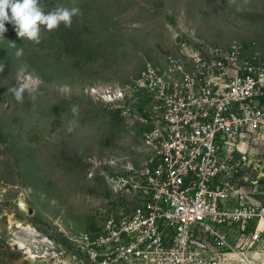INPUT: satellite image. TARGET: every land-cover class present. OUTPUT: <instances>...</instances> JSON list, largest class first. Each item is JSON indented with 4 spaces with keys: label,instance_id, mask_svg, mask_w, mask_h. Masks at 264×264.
<instances>
[{
    "label": "rangeland",
    "instance_id": "1",
    "mask_svg": "<svg viewBox=\"0 0 264 264\" xmlns=\"http://www.w3.org/2000/svg\"><path fill=\"white\" fill-rule=\"evenodd\" d=\"M51 11L79 7L72 26L48 31L40 42L18 38L14 26L0 39V264H100L89 237L105 236L111 218L133 207L107 173L142 162V125L124 113L140 95H119L147 63L174 46V35L223 44L236 39L264 55V0H40ZM179 40V37L176 38ZM23 48L20 59L17 48ZM42 81L35 103L7 92L17 68ZM79 104V114L71 111ZM134 109H132L134 111ZM75 121V123H72ZM71 127V131L69 128ZM264 174V142L250 152ZM257 189L264 191V180ZM261 237L249 241L250 231ZM228 231L236 264H264V227ZM107 234V233H106ZM88 238V239H87Z\"/></svg>",
    "mask_w": 264,
    "mask_h": 264
},
{
    "label": "built area",
    "instance_id": "2",
    "mask_svg": "<svg viewBox=\"0 0 264 264\" xmlns=\"http://www.w3.org/2000/svg\"><path fill=\"white\" fill-rule=\"evenodd\" d=\"M174 40L118 96L107 94L144 97L124 111L142 125L143 159L106 175L134 204L107 221L105 236L87 238L100 264H236L226 230L244 233L264 217V174L250 157L264 142V55L254 42L246 53L236 39Z\"/></svg>",
    "mask_w": 264,
    "mask_h": 264
},
{
    "label": "clouds",
    "instance_id": "3",
    "mask_svg": "<svg viewBox=\"0 0 264 264\" xmlns=\"http://www.w3.org/2000/svg\"><path fill=\"white\" fill-rule=\"evenodd\" d=\"M82 15L79 7H65L59 5L53 10L46 12L40 5V0H0V39L7 31L6 23L14 26L18 38L27 39L35 43L40 42V27L45 26L48 31L57 29L61 23L65 27L72 26L74 16ZM11 46L17 48L15 58L23 57L24 50L10 42ZM28 65L21 64L17 68L15 84L7 88L18 103L24 102L25 93L35 103L38 96L43 95L40 87L43 81L36 75L29 73ZM4 71V65H0V72ZM79 104L73 103L71 111L74 116L79 114ZM72 123H75L73 121ZM71 127L69 131H71Z\"/></svg>",
    "mask_w": 264,
    "mask_h": 264
},
{
    "label": "bare ground",
    "instance_id": "4",
    "mask_svg": "<svg viewBox=\"0 0 264 264\" xmlns=\"http://www.w3.org/2000/svg\"><path fill=\"white\" fill-rule=\"evenodd\" d=\"M262 227H264V217H262L258 222V229H261Z\"/></svg>",
    "mask_w": 264,
    "mask_h": 264
},
{
    "label": "flooded vegetation",
    "instance_id": "5",
    "mask_svg": "<svg viewBox=\"0 0 264 264\" xmlns=\"http://www.w3.org/2000/svg\"><path fill=\"white\" fill-rule=\"evenodd\" d=\"M94 239V237H91V240H93Z\"/></svg>",
    "mask_w": 264,
    "mask_h": 264
}]
</instances>
